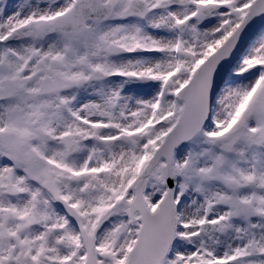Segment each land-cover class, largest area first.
Segmentation results:
<instances>
[{"label":"snow or ice","instance_id":"snow-or-ice-1","mask_svg":"<svg viewBox=\"0 0 264 264\" xmlns=\"http://www.w3.org/2000/svg\"><path fill=\"white\" fill-rule=\"evenodd\" d=\"M0 264H264V0H0Z\"/></svg>","mask_w":264,"mask_h":264}]
</instances>
